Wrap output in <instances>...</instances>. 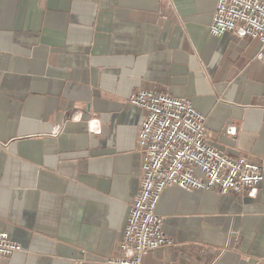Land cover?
I'll use <instances>...</instances> for the list:
<instances>
[{"label": "crops", "instance_id": "crops-1", "mask_svg": "<svg viewBox=\"0 0 264 264\" xmlns=\"http://www.w3.org/2000/svg\"><path fill=\"white\" fill-rule=\"evenodd\" d=\"M217 0H0V264H109L143 178L139 90L192 100L210 143L264 167V65L210 34ZM234 127L236 133L228 134ZM170 248L142 264H264V181L168 188Z\"/></svg>", "mask_w": 264, "mask_h": 264}, {"label": "built area", "instance_id": "built-area-1", "mask_svg": "<svg viewBox=\"0 0 264 264\" xmlns=\"http://www.w3.org/2000/svg\"><path fill=\"white\" fill-rule=\"evenodd\" d=\"M228 33L257 40L256 59L264 65V0H217L210 34ZM128 103L145 112L138 136L143 178L120 242L121 256L109 264H142L149 253L174 245L156 212L168 188L254 196L264 181L262 165L231 158L210 143L207 119L192 100L139 90ZM235 133L228 128V134ZM22 251L9 233L0 232V258Z\"/></svg>", "mask_w": 264, "mask_h": 264}]
</instances>
